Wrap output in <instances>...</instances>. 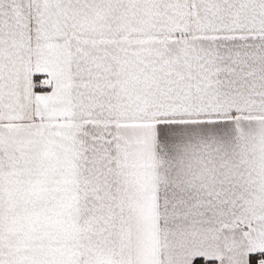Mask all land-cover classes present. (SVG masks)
Listing matches in <instances>:
<instances>
[{
    "label": "snow or ice",
    "instance_id": "6c2138e0",
    "mask_svg": "<svg viewBox=\"0 0 264 264\" xmlns=\"http://www.w3.org/2000/svg\"><path fill=\"white\" fill-rule=\"evenodd\" d=\"M0 264H264V0H0Z\"/></svg>",
    "mask_w": 264,
    "mask_h": 264
}]
</instances>
